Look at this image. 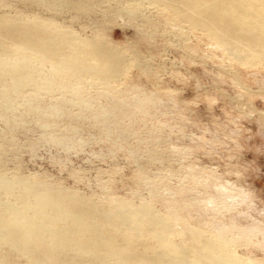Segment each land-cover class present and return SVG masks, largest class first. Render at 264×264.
I'll return each mask as SVG.
<instances>
[{
    "label": "rangeland",
    "instance_id": "rangeland-1",
    "mask_svg": "<svg viewBox=\"0 0 264 264\" xmlns=\"http://www.w3.org/2000/svg\"><path fill=\"white\" fill-rule=\"evenodd\" d=\"M0 20L26 31L0 25L8 42L62 52L87 40L110 63L66 81L34 59L33 82L16 88L0 74V176L15 184L2 201L17 203L21 179L74 195L99 222L130 211L120 204L147 206L180 247L195 232L232 260L264 264V56L235 55L154 0H0ZM120 233L131 251L154 244Z\"/></svg>",
    "mask_w": 264,
    "mask_h": 264
},
{
    "label": "bare ground",
    "instance_id": "bare-ground-1",
    "mask_svg": "<svg viewBox=\"0 0 264 264\" xmlns=\"http://www.w3.org/2000/svg\"><path fill=\"white\" fill-rule=\"evenodd\" d=\"M154 1L205 30L235 55L246 59L264 56V0ZM0 25L12 33L26 32L2 20ZM60 49H64L62 44L51 49L40 38L22 36L15 43L0 38V74H7L8 86L16 88L33 82L28 63L34 59L48 61L66 81L83 70L106 72L110 65L103 49L91 41L80 40L74 48ZM12 54L20 60H11L7 55ZM16 182L22 184L23 195L17 203L2 201L3 194H13L15 184L0 176V248L21 255L26 264H106L107 259L117 264H242L214 251L195 232L184 235L185 247L170 242L166 224L147 206L120 204L130 211H113L99 222L74 195L21 179ZM113 215L119 228L110 220ZM107 225L113 226L114 233L122 231L125 244L134 243L137 237H132L138 232L147 234L154 244L144 252L125 249L106 230ZM5 263L6 254L0 253V264Z\"/></svg>",
    "mask_w": 264,
    "mask_h": 264
}]
</instances>
